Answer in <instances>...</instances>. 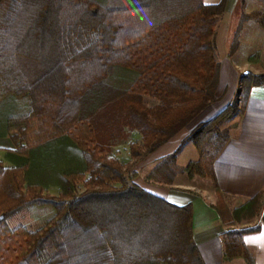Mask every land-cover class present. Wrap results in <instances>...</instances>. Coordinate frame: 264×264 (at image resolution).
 <instances>
[{
    "label": "trees",
    "instance_id": "1",
    "mask_svg": "<svg viewBox=\"0 0 264 264\" xmlns=\"http://www.w3.org/2000/svg\"><path fill=\"white\" fill-rule=\"evenodd\" d=\"M225 8L226 0H0V123L20 155L68 137L85 162L54 196L27 181V163L8 167L0 160V264H206L192 205L147 191L130 170L217 100L216 36ZM249 17L241 15L230 54ZM262 84L264 73L242 74L233 101L182 143L192 141L199 159L180 167L176 151L149 177L172 183L187 173L216 182L215 161L236 123L226 124ZM75 105L87 112L63 123ZM135 129L142 142L130 143L132 161L124 165L113 147ZM254 199L235 211L248 210ZM29 207L54 212L36 229L11 227L9 219ZM258 228L226 231V259L255 264L244 235Z\"/></svg>",
    "mask_w": 264,
    "mask_h": 264
},
{
    "label": "crops",
    "instance_id": "2",
    "mask_svg": "<svg viewBox=\"0 0 264 264\" xmlns=\"http://www.w3.org/2000/svg\"><path fill=\"white\" fill-rule=\"evenodd\" d=\"M202 1L217 4L222 0ZM256 12H263V16H260L261 13L251 16ZM242 14L250 17L243 22L237 50L230 54L231 38ZM216 44L221 65L217 100L167 142L139 160L134 169L138 173L135 182L173 204L192 205L194 239L206 264H248L244 258L226 259L224 233L230 229L257 226V230L244 235V240L255 258V264H264V210L250 223L236 217L224 220L217 207L219 196L216 191L217 186L229 201L230 208L236 210L264 190V84L251 88L245 110L233 120L236 124L230 130V140L215 161L216 182L199 175L190 177L187 173H178L172 183L149 177L162 159L176 151V162L180 167L198 160L199 152L194 143L187 141L182 144L189 133L226 107L231 97L229 94L233 95L236 81L242 74L264 73V0H226L225 11L218 23ZM228 81L233 85H229ZM224 96L226 98L221 100ZM131 142H142V134L137 129L130 131L124 140L114 146L126 147L128 160L125 164L132 161L129 151ZM117 157L122 161L120 156ZM0 160L8 167L27 163V181L42 184L46 192L56 196L65 188V175L85 167L76 144L68 137L33 148L28 158L20 155L4 122L0 123ZM44 208L49 207L26 208L10 218L9 224L13 228L19 225L31 228L35 223L44 225L54 212L41 218L42 214L38 212Z\"/></svg>",
    "mask_w": 264,
    "mask_h": 264
},
{
    "label": "rangeland",
    "instance_id": "3",
    "mask_svg": "<svg viewBox=\"0 0 264 264\" xmlns=\"http://www.w3.org/2000/svg\"><path fill=\"white\" fill-rule=\"evenodd\" d=\"M259 13H261V12L253 13V14H251V16L252 15L253 16H258ZM260 16H263V12L261 13ZM116 68H119V67H116ZM129 72H130V74H129L130 76L133 75V74H131V73H133V71H129ZM125 82L124 83L122 82V85L125 84ZM228 83H229V85H233L231 83V81H228ZM122 85H121V87H122ZM102 91L104 93H107L108 95L110 94L109 88L107 86L105 88H103ZM238 91H239V79H237V81H236V87H235V91H234L233 95L232 94H229V97L230 96L231 97H230L229 101L225 104V106H227L229 103H231L233 101V99L236 97ZM225 98H226V96H224L223 98H221V100L222 99H225ZM221 100H219V101H221ZM86 108L87 107H83L82 105L81 106L75 105V106L69 108L65 112V114L63 115V119H62L63 123L73 122L76 119L80 118L82 115H84L87 112ZM231 123H234V122L232 121V122L226 124V126L229 125V124H231ZM100 126H102V124ZM126 151H127L126 147H123L122 145L119 146V147H113V154L116 157L117 156H120L121 157V160H122L121 162L124 165H125L124 162H126L128 160V159H126ZM135 168H136V166L134 165V167L131 168L130 172H132ZM206 178H208V177H206ZM82 185L83 184L81 183L80 186H79L80 189H83V186ZM54 196H56V195H54ZM221 199H222V201L224 203L222 210L224 211L225 215L227 216V221L233 220L236 217L238 219H244V220H246V222L250 223V222H252L253 218L256 215H258V213L260 214V212H262L264 210V190L255 197V199L253 200V204L251 205V207L248 210H241V211L240 210H238V211L232 210L230 208V206H229V201L224 197V195L221 197ZM52 211H54V210L52 208H50V207L49 208H44L43 210H39L38 214H42L40 216H42L41 218H43L45 216H50V213ZM31 226H32L31 229H36V228H38V226H42V225H39L38 223H35V224L31 225Z\"/></svg>",
    "mask_w": 264,
    "mask_h": 264
}]
</instances>
